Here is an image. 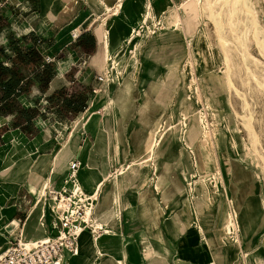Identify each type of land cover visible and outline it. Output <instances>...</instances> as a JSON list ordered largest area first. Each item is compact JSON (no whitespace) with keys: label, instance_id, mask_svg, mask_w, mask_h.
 I'll return each instance as SVG.
<instances>
[{"label":"crops","instance_id":"obj_1","mask_svg":"<svg viewBox=\"0 0 264 264\" xmlns=\"http://www.w3.org/2000/svg\"><path fill=\"white\" fill-rule=\"evenodd\" d=\"M171 1L176 4L181 0ZM171 1L0 0V62L13 67L20 74L21 82L30 81L16 100L22 107L31 109L29 122L21 114L25 122L20 126H14L18 114L14 106L10 110L0 109V252L14 234L31 241L54 232L51 227L54 206L48 198H43L41 191L47 182L60 187L73 159L80 162L79 182L87 193H92L113 167H120L123 159L137 152L141 138L151 136L139 125L138 115L124 124V107L136 87L137 109L140 91L143 108L150 109L152 77L168 99L172 86L165 75L174 72L185 53V34L173 28L174 17L168 14ZM120 2L121 7L114 13ZM149 10L152 23L164 16L166 29L162 31L161 27L149 34L139 69L135 64L118 66V69L113 64L118 72H122L120 68L128 72L123 80L113 84L106 81L96 94L89 93L95 76L101 74L96 57L102 54L103 45L106 52V38L108 62L109 55L112 59L121 56L124 47L130 44L128 36L133 26L142 25ZM79 39L81 44L77 42ZM82 43L87 48H82ZM134 48L132 45L127 51ZM30 50L38 51L42 60L19 59L20 54ZM46 64L52 72L48 84L42 85L36 73ZM81 94L87 97L83 111L61 110L65 99ZM110 99L115 100L112 106ZM167 108L168 100L153 106L152 112L160 116L167 113ZM59 124L64 129L59 128L57 132ZM171 134L172 131L167 133L161 148L167 147ZM158 158V178L143 164L137 167L140 172L149 170L150 176L145 179L140 173L141 176L120 177L116 185L114 179L102 182L95 217L113 233H103L99 246L95 236L85 229L79 237L78 254H68L66 263L207 264L209 258L205 260L201 253L206 251L218 256L221 255L218 248L225 249L228 255L225 261L221 260L222 264H244L242 252L251 254V264H264V227L253 226L240 243L223 240L222 225L230 204L229 198L222 196V201L206 215L208 224L202 228L203 216L200 217L194 205L199 199H192L189 207L179 203L184 195L182 181L173 172L161 170L160 154ZM252 198H241V207L248 200L253 203ZM230 199H237L234 192ZM240 214V227H251L246 210L242 213L240 209ZM164 247L168 250L164 251ZM234 247V255L228 254L226 250ZM123 251H128V255H123ZM212 263L218 264L215 260L209 262Z\"/></svg>","mask_w":264,"mask_h":264},{"label":"rangeland","instance_id":"obj_2","mask_svg":"<svg viewBox=\"0 0 264 264\" xmlns=\"http://www.w3.org/2000/svg\"><path fill=\"white\" fill-rule=\"evenodd\" d=\"M251 1L264 28V0ZM189 2L192 5L191 7L188 5L184 6L181 1L176 2V4H173L172 1L170 2V12L168 14L173 15L174 17V26H172L173 28L181 31V33L185 34V39L183 41L185 53L178 60L174 72L165 75L169 79V83L172 86V88H170L168 99L167 95L162 92V88L156 83V78L152 77L154 83L149 89L151 102L150 109L143 108L144 104L141 103V91L139 97V110L137 109L138 90L136 87L133 88L124 107V124H126V122H128V120L132 119L134 116L136 117L138 115L137 119L140 123L139 125L148 130V132L152 133V138L155 136L158 137L160 134V128L158 129L157 125L160 126L163 124V122H166L168 126L172 125V130L168 128L166 129V132L162 135V138L159 140V144L156 145L155 148L159 151L160 159L163 161V167L161 170L173 172L176 179H179L178 181H182L181 186L183 188L184 195L180 199L179 203L183 202L185 205H187V207H189L193 203L192 199L198 198L200 202H207L211 205L212 203H215V197H217L220 192L223 193V190L226 186L230 193L233 191L236 194L237 199L232 200L237 205V207L242 210V213L246 210V212L249 214L250 224H254L253 226L255 227H264V174L260 169V167H263V163L257 154L252 149H250L248 144V136H246L244 127L235 115L234 109H236L238 112L242 111L241 98L232 94L234 108L232 105L228 104L229 93L224 84V55L214 29V23L209 16L210 9L204 5V0H190ZM149 12L144 18L146 23L143 25V27H138V30L142 31V34H146L148 28L153 26L151 25L152 22L149 17ZM163 17L164 16H162L161 19L154 21V23L156 22L155 24L159 22L158 27L162 24L164 25L166 19ZM177 17L182 19V23L178 21L177 24ZM146 25L149 27H146ZM163 25L161 28L163 29L162 31L166 29V27ZM225 31L227 35H229L228 26L225 28ZM138 39L139 35H137L129 45L124 47L123 51L119 54L121 56L113 57L114 62L116 61L114 64L117 66V69L118 66L131 64L132 66L133 64L137 65V69H139L140 64H142V58L146 53L147 45L145 46L142 42H137ZM132 45H135L133 51H127V48H132ZM189 49L194 62L192 65L190 64V55L188 53ZM250 51L255 57L263 59L253 42L250 44ZM112 54L114 55V53ZM229 59L231 61V73L234 74L237 85L242 90H248L249 92L248 101L251 104V109L254 111L255 128L260 133L261 139L264 142V96L261 93L263 89L254 81L253 78L249 80L250 82L248 85L244 84V86H242L240 84V79L243 78L246 80V75L244 73L239 74L238 71H236V68L233 66L234 56L229 54ZM109 62L110 61L103 63L102 67L100 66L101 74L105 73V71L108 69ZM258 67V70L261 73L262 71L260 70L264 67L261 63H258ZM120 69L122 72L116 71L114 73V80L113 82H110L111 84L117 82L119 79L123 80L124 76L128 73H124L123 68ZM129 70L130 69L128 68L127 71ZM137 74L139 75L138 71ZM156 75L157 80H160V78H158L160 76L158 71H156ZM209 76V79L212 78L211 86H213L215 90V92L212 93H210V90H208V84H205V79ZM215 80L217 82H215ZM207 91L210 95L209 97L207 96ZM89 93H91V91ZM167 100V113L159 116L152 112L153 106L155 108L156 105L162 104L163 101L167 102ZM109 103L112 106L114 105L115 100L110 99ZM66 122L69 124L67 119ZM59 128L64 129L62 125H56L57 132ZM68 130L69 128L66 129V132H68ZM207 130H211L212 132H215L217 136L222 135L223 137L224 144L222 146V152L224 154V158L222 160V167L227 182L225 186L223 183H221L220 175L215 176L213 173V168L205 166L202 162L203 155L201 151V142L203 139L205 140V138H207L205 134V131ZM171 131L172 134L169 136V143L167 147L161 148L162 144L167 138V133ZM207 142L209 153L212 156L214 162H217L221 149L220 147L216 148V146H214V144L211 142ZM117 151L118 157L120 153V147ZM159 154L157 157H153L149 165L145 164L146 167L151 168L152 176L154 175L156 178L159 177ZM126 160L127 158L123 159L120 163V167H113L110 171V174L112 175H110L109 179H114L115 185L120 177H125L128 174V176H141L140 168L137 167L139 164L131 165V168H127L125 170L120 169L121 164ZM176 165H179L180 168L176 169ZM164 166L167 167L165 168ZM146 171L149 170H142V172ZM64 173L65 171L62 172V174ZM188 179L192 182L193 188L191 193L193 194L188 192L185 186ZM47 185L48 183L46 186ZM45 192L46 188L41 191V195L44 196ZM246 197H253V203L251 200H248L246 206L241 207V198ZM98 200L93 209L89 211L90 215L93 213L96 224L99 222L95 217ZM34 201L35 199H33V202ZM200 202L195 200L194 205L195 209L199 212L200 217L201 215L203 216L202 228H204L208 223L207 218H205L206 214L203 215V212H205V208L203 206L204 203L201 204ZM253 226L239 227V232L236 230V228L232 227V232H235L236 236H229L228 234L223 233L224 235L222 234L221 238L223 240L229 239L238 241V243H240L242 241V236L245 237L248 233H250ZM105 229L106 227H102L103 231L97 230L98 233L96 234L95 238L100 237L103 233L109 234L106 233ZM53 231V233H55V230ZM17 237L18 235L15 236V234L11 236L12 239ZM96 243L99 246L102 245V243L99 241V238L96 240ZM216 249L221 250V255L216 256L214 253L211 255L206 251L201 253L205 260L209 258V261H206L207 264H209L211 260H215L218 264H222L221 260L225 261L227 255V253H225V249ZM233 250H235V247L233 249H227L226 251L228 254L233 253L234 255ZM250 255L251 254L242 252V258L245 260L244 264H251ZM68 256L71 255L69 254ZM239 261L241 262V258Z\"/></svg>","mask_w":264,"mask_h":264},{"label":"bare ground","instance_id":"obj_3","mask_svg":"<svg viewBox=\"0 0 264 264\" xmlns=\"http://www.w3.org/2000/svg\"><path fill=\"white\" fill-rule=\"evenodd\" d=\"M189 1L190 0H181V3L184 6L188 5L191 7L192 5L190 4ZM121 5H122V3L120 2L117 10H115L114 13H116L119 10ZM204 5L208 9H210L209 16H210V19L214 23V27H215L214 29H215V32H216L217 37L219 39L220 46H221V49H222L223 55H224V65H225L224 84H225L226 89H228L227 91L229 93L228 104L232 105L234 108V103L232 100V97H233L232 94L235 96H239L241 98L242 111L238 112V111H236V109H234L235 115L237 116L239 122H241L242 126L244 127L246 136H248V144H249L250 149H252L257 154V156L260 158L261 162L263 163V167H260V169L264 174V142L261 139L260 133L255 128L254 111H253V109H251V104L248 101L249 92H248V90L247 91L242 90L237 85L235 76L233 73H231V61L229 59V54L234 56L233 66L236 68V71H238L239 74L244 73L246 75V77H245L246 80L241 78L240 84L242 86H244V84L248 85L250 82L249 80L251 78H253L254 81L263 89V91H261V93L264 96V68L260 70V71H262L261 73L258 70L259 69L258 63H261L264 67V28H263V26L259 20L258 14L256 13V10L254 9V7L252 5L251 0H204ZM158 19H160V18H158ZM158 19L153 20V23H152L153 26L151 28H148V31L146 32V34H144V33L142 34V31L138 30L140 23L138 26L135 24L133 26L132 33L128 36V42L131 43L133 41V39H135V37L137 35H139V39L137 40V42H142L144 44L145 41L148 39L147 37H149V34L154 33L155 31H157L158 29H160L162 27L163 24L158 27L159 22L157 24H155L156 22L154 23V21H156ZM178 21L181 22L182 19L177 17V24H178ZM145 23L146 22L144 21L142 23L141 27H143V25ZM163 26L166 27V25H163ZM227 26L229 28V35H227V33L225 31V28ZM146 27H149V26L146 25ZM107 31H108V29H106L105 32H107ZM108 33H109V31H108ZM251 42H253L254 45H256L257 50H258L259 54L263 57V59L255 57L253 55V53L250 51ZM105 45H106V52L104 50V45H103L102 54L99 53V55H97V57H96L98 60L99 66H101V67H102L103 63H107V55L109 52V41L107 38L105 40ZM188 53L190 55V61H191L190 64L192 65L194 62H193V58H192L190 49L188 50ZM109 57H111V59H112V55H109ZM114 63H116V61L114 62V60H113V64ZM234 63H236V64H234ZM238 76H240V75H238ZM209 78H210V76L205 79V84H208V86H209L208 90H210V93H212V92H215V90H214V87L211 86L212 78L211 79H209ZM193 80H194V78H193ZM212 82H214V81H212ZM215 82H217V81L215 80ZM96 93H93V94H96ZM207 93H208V91H207ZM207 96L208 97L210 96L209 93ZM157 128L158 129L160 128L159 129L160 130L159 136L158 137L155 136L152 138L153 135L151 133V136L149 135L147 138H144V139L141 138L137 152L135 151V153H133L131 156H129L127 158V160L121 164V168H120L121 170L131 168V165H134V164H139V166H141L143 164L149 165V163H151L153 157L158 156L159 151L155 148V146L159 144V140L162 138V135L166 132L167 128L172 130V125L168 126V124H166V122L165 123L163 122V124H161L160 126L157 125ZM205 132H206L205 134H206L207 138H205V140L203 139L201 142V151H202V155H203L202 162L205 166L213 168V173L215 176L220 175L221 183H223L225 186L227 182H226L225 174H224L223 167H222V163H223L222 160L224 158V154L222 152V150H223L222 146L224 144L223 137H222V135L217 136V134L215 132H212L211 130L210 131L207 130ZM207 141L214 144V146H216V148L220 147V149H221L220 156H218L217 162H214L212 156L209 153V150L207 148V144H208ZM231 163H233V162H231ZM140 173H141L143 179H145V177L149 176L148 171L140 172ZM110 175H112V174L109 173V175H107V177L104 180H108ZM78 180H79V177H78ZM103 181H101V183H99L98 187L96 189H94V191H92V193H94L96 190H97V192L100 193L101 185H102ZM228 184H230V183H228ZM156 186L158 189V185H156ZM185 186L187 188V191L191 193L193 187H192V182L189 181V179L187 180V183L185 184ZM80 187L84 192H86L84 190L85 186L83 187L82 183H80ZM92 193H89V194H92ZM191 194H193V193H191ZM230 194L231 193L229 192V189L225 186L223 193L220 192L217 196V199L215 198L217 200V202H215L211 205L207 202L204 203L203 206L205 208L204 209L205 212H203V215H205V214L207 215L211 209L215 208L216 203H219L220 201H222V196L229 198ZM43 198H47L46 193L43 196ZM228 200H229L230 207L226 213V221H225L224 225H222L223 226L222 232L225 234H228L229 236H232V235L236 236L235 232H232V227L236 228V230H238V232H239V230H240L239 227L241 224V222H239L240 221L239 220L240 208L237 207V205L233 202L232 199H228ZM91 210L92 209L88 210V215H90L89 211H91ZM97 225L101 226V227L100 228L95 227V229L93 231L88 229L94 236H96V234L98 233L97 230H100L103 227V225L100 222H97ZM251 225L253 226L254 224L251 223ZM85 229H87V228H84L81 230L80 235ZM105 231H106V233H109V234L113 233L108 228H106ZM98 238L96 237L95 240H97ZM26 242H28V241H26ZM9 244H10V242H9ZM9 244H8V246H9ZM5 249L0 253V256L4 253ZM163 250L167 251L168 249H166L164 247ZM78 252H79V247H78ZM156 254H160V253L158 251H156ZM123 255H128V253L126 251H123ZM212 264H214V263H212Z\"/></svg>","mask_w":264,"mask_h":264},{"label":"built area","instance_id":"obj_4","mask_svg":"<svg viewBox=\"0 0 264 264\" xmlns=\"http://www.w3.org/2000/svg\"><path fill=\"white\" fill-rule=\"evenodd\" d=\"M49 61L50 59L47 58ZM109 67L103 74L95 76L91 93L99 91L103 84L113 82L117 71L111 57L108 59ZM80 162L73 159L68 167L63 184L56 187L53 183L46 186V197L53 203L54 218L51 227L55 233L31 241H24L21 234L11 239L10 245L0 256V264H66V256L76 255L79 247V236L82 229L94 230L101 227L96 224L93 209L100 193L84 192L78 180Z\"/></svg>","mask_w":264,"mask_h":264},{"label":"trees","instance_id":"obj_5","mask_svg":"<svg viewBox=\"0 0 264 264\" xmlns=\"http://www.w3.org/2000/svg\"><path fill=\"white\" fill-rule=\"evenodd\" d=\"M90 36V35H88ZM82 39V38H81ZM79 39L77 42L81 44L82 40ZM93 39H91L92 41ZM94 44L92 45V47ZM87 48L84 43H82V48ZM90 52V51H89ZM20 60H30L35 61V59L42 60V56L39 52L30 50L23 55L20 54ZM47 60V59H46ZM48 61V60H47ZM50 62V61H48ZM52 69L49 64L44 65L42 69H40L36 73V78L40 81L43 85L48 84L49 75L51 74ZM9 76H11L9 78ZM29 80H25L21 82L20 74L14 70L13 67H9L5 65L3 62H0V109L10 110L14 106L18 110V114L14 120V126L23 125L25 122L24 118H21V114H24L26 119L30 120L31 109H27L22 107L19 102L16 100V96L20 95L23 91L26 90V85L29 83ZM87 97L84 94L70 97L64 100L61 105V110L64 111H71L73 113H77L83 111L87 106ZM74 119V118H73Z\"/></svg>","mask_w":264,"mask_h":264}]
</instances>
